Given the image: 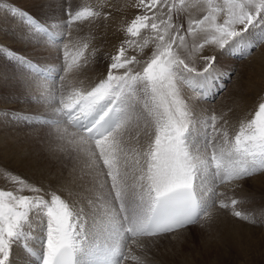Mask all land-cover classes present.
Segmentation results:
<instances>
[{"label": "snow or ice", "instance_id": "6c2138e0", "mask_svg": "<svg viewBox=\"0 0 264 264\" xmlns=\"http://www.w3.org/2000/svg\"><path fill=\"white\" fill-rule=\"evenodd\" d=\"M134 7L125 31L142 42L123 40L88 87L79 76L92 59L89 45L73 37V25L99 12L76 10L70 0L51 15L0 7V32L4 21L17 22L22 42L45 54L42 61L0 44V55L19 68L21 95L38 109L5 116L47 129L66 170L57 189L13 177L18 192L0 190V264H146L137 250L229 208L217 199L219 185L264 173V102L234 136L223 115L202 114L196 103L226 75L217 52L247 58L264 43V0H137ZM144 32L151 55L128 56L148 47ZM185 86L193 95L183 94Z\"/></svg>", "mask_w": 264, "mask_h": 264}, {"label": "rangeland", "instance_id": "374dc122", "mask_svg": "<svg viewBox=\"0 0 264 264\" xmlns=\"http://www.w3.org/2000/svg\"><path fill=\"white\" fill-rule=\"evenodd\" d=\"M70 2L76 10L88 7L100 13L99 17L76 22L72 32L73 37L80 44L89 45L85 50V56H90L92 59L87 65V70L81 73V75L84 73L85 77L79 76V80H82L84 85L90 86L106 74L110 57L116 54L123 40L135 39L142 42L141 37L131 38L125 31L126 25L137 12L134 7L137 0H70ZM63 4L64 0H0V7L16 5L38 16L59 14ZM105 13L110 15L105 18ZM192 15L199 17V10H193ZM17 29V22L4 21L3 31L0 32V44L9 45L11 48L23 51L30 58L43 61L45 54L38 47L33 48L23 43L24 38ZM143 38L149 39V45L144 52L138 53L130 48L127 52L128 56L136 55L137 59L144 60L151 55L154 45L151 43L150 34L144 32ZM211 51L209 49L205 54ZM216 55L218 66L226 75L217 82L214 88L216 90L213 89L206 99H198L196 103L203 110L202 114L215 113L218 117L223 115L228 120L229 134L234 136L239 131L241 122L250 120L259 104L264 102V43H260L247 58L224 56L219 52ZM196 67L202 68L203 62L198 61ZM7 77L12 84L22 80L19 76V68L0 55V80L2 79L0 102L3 100L0 103V129L10 130L11 134L20 136V139L23 138L22 140L27 142L16 144L12 141L10 145L8 144L9 150H17L18 154L25 155L28 151L31 153L33 150L31 147L34 146L31 144L36 143L37 146H44L48 153L56 155L59 151L57 144L46 138L47 129H38L23 121H16L11 113L5 116V111L13 108L20 109L25 114L38 110L34 103L28 102L27 98L21 95V87L12 90L8 83L3 84ZM39 83H43L42 78ZM84 85L82 86L88 87ZM183 94L193 95L186 86ZM0 151V154L4 156L5 153ZM18 163L15 160L13 163L0 160V190L18 192L20 185L13 177L21 178L31 184H41L57 189L61 185L54 186V176L62 178L66 175L60 157L55 159L56 166H54L55 168L59 166L60 174L54 173L52 166L48 165L45 170L48 175L41 177L31 174V168L29 171L21 169ZM238 183L241 186H236V182H230L216 188L219 193L217 199L229 203V208L214 210L218 215L215 232L199 231L204 227L205 222L202 220L200 225H194L177 235L157 239L154 243L146 245L148 248L146 253L141 249L137 250L136 254L141 255L146 264H264V173H258ZM20 194L30 193L25 191ZM59 194L65 198L68 195L63 189ZM232 199L237 200L236 205H231ZM234 211H240L248 219L236 218L233 215ZM202 231L205 230L202 229ZM128 264H134V262L129 261Z\"/></svg>", "mask_w": 264, "mask_h": 264}, {"label": "bare ground", "instance_id": "6f19581e", "mask_svg": "<svg viewBox=\"0 0 264 264\" xmlns=\"http://www.w3.org/2000/svg\"><path fill=\"white\" fill-rule=\"evenodd\" d=\"M20 3V2H18ZM8 21V20H7ZM106 24V23H105ZM121 26V25H120ZM124 26V25H123ZM106 38V37H105ZM88 67V66H87ZM9 72V70H8ZM6 73V72H5ZM88 73V72H87ZM81 78L85 77V74L83 73L82 75L80 74ZM14 77H16V75H14ZM96 78V77H94ZM98 78V77H97ZM2 80V79H1ZM0 80V81H1ZM87 80V78H86ZM82 81V80H80ZM85 82V81H84ZM2 83V82H1ZM4 83H8L10 86H11V89L12 90H16V88H20V85H18L19 83H16V84H12V81H10V78L7 77L6 80L3 81V84ZM87 83V82H86ZM82 85L83 82H82ZM84 86H88V85H84ZM7 89V88H6ZM2 90V87H0V91ZM216 90V89H214ZM219 90V89H217ZM211 94V93H210ZM1 95V94H0ZM13 96V95H12ZM212 96V95H210ZM5 98V97H4ZM2 98V99H4ZM13 99V97H12ZM1 100V99H0ZM9 100V99H7ZM3 101V100H2ZM2 101L0 103H2ZM5 104V103H4ZM3 108V107H2ZM1 130H3L1 132ZM10 131V130H9ZM7 129H0V150H2L5 155H1L0 154V160H4V161H9L11 163H13V160L19 162L18 163V166L23 169V170H26V171H29L30 168H31V171L30 173L35 175L36 177H41V176H47L48 174L46 173V169L48 168L47 166L50 165L52 166V171L54 173H58L60 174L61 170L59 168V166H57V168H55L54 166H56V163H55V159L57 157H61L62 153H60L59 151L56 152V155H53L52 153H48L47 150L45 149L44 146H37L36 143H32L31 145H34L33 147H31L33 150L31 151H28L25 155H22V154H18L19 152H17V150H9L8 148V144L10 142H14L16 144H21V143H27V142H24L22 139H20V136H15L13 134H11ZM14 132V131H12ZM16 133V132H15ZM3 135V136H2ZM4 144H6V146L4 147ZM10 145V144H9ZM25 145V144H24ZM1 152V151H0ZM38 161V162H37ZM41 161V162H40ZM8 164V163H7ZM17 169H19L18 167H15ZM21 172V171H20ZM48 172V171H47ZM58 176V175H57ZM60 177V176H59ZM54 180L53 182L55 183L54 186L56 185H61L62 184V178H58V177H55L54 176ZM262 179V178H261ZM259 181V180H258ZM58 187V186H57ZM56 187V188H57ZM215 213V211H214ZM204 221V220H203ZM205 223L203 224L204 227L202 229H204L205 231H202V229H200L199 231L201 232H207V233H212V232H215L216 230V227H217V222H218V215L215 213V217H214V220L212 222H206L204 221ZM202 225V226H203ZM192 227V226H191ZM190 228V227H189ZM188 229V228H186ZM186 229L184 230H181V232L185 231ZM179 232V233H181ZM177 233V234H179ZM202 233V234H203ZM177 234H174V235H177ZM173 235V236H174ZM182 238V237H181ZM179 241V240H178ZM182 241V240H180ZM179 241V242H180Z\"/></svg>", "mask_w": 264, "mask_h": 264}]
</instances>
